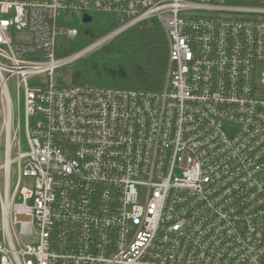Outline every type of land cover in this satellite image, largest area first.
Returning <instances> with one entry per match:
<instances>
[{
    "label": "built area",
    "instance_id": "built-area-1",
    "mask_svg": "<svg viewBox=\"0 0 264 264\" xmlns=\"http://www.w3.org/2000/svg\"><path fill=\"white\" fill-rule=\"evenodd\" d=\"M152 19L161 88L63 77ZM0 264H264V0H0Z\"/></svg>",
    "mask_w": 264,
    "mask_h": 264
},
{
    "label": "trees",
    "instance_id": "trees-1",
    "mask_svg": "<svg viewBox=\"0 0 264 264\" xmlns=\"http://www.w3.org/2000/svg\"><path fill=\"white\" fill-rule=\"evenodd\" d=\"M111 26L105 16L80 25L78 39L65 41L61 54L86 46L110 30ZM168 51L164 29L157 19H152L121 33L80 59L75 66L64 69L62 75L70 74L68 80L77 85L159 89L165 80Z\"/></svg>",
    "mask_w": 264,
    "mask_h": 264
},
{
    "label": "water",
    "instance_id": "water-1",
    "mask_svg": "<svg viewBox=\"0 0 264 264\" xmlns=\"http://www.w3.org/2000/svg\"><path fill=\"white\" fill-rule=\"evenodd\" d=\"M89 20H91L89 17H85V21H89Z\"/></svg>",
    "mask_w": 264,
    "mask_h": 264
},
{
    "label": "rangeland",
    "instance_id": "rangeland-1",
    "mask_svg": "<svg viewBox=\"0 0 264 264\" xmlns=\"http://www.w3.org/2000/svg\"><path fill=\"white\" fill-rule=\"evenodd\" d=\"M75 65H76V64H75ZM75 65H74V66H75ZM74 66H73V67H74ZM68 79H69V78H68ZM27 239H28V238H26V240H27Z\"/></svg>",
    "mask_w": 264,
    "mask_h": 264
}]
</instances>
